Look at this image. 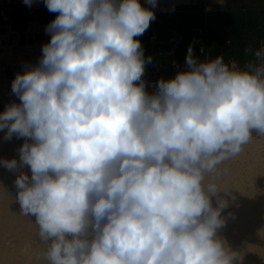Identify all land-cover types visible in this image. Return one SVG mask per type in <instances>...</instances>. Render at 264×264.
Segmentation results:
<instances>
[{
	"label": "clouds",
	"instance_id": "obj_1",
	"mask_svg": "<svg viewBox=\"0 0 264 264\" xmlns=\"http://www.w3.org/2000/svg\"><path fill=\"white\" fill-rule=\"evenodd\" d=\"M147 2L43 0L57 13L51 39L0 112L4 138L25 140L0 164L30 169L15 198L49 264H242L218 235L235 197L217 180L264 135V44L244 66L190 45L185 69L149 93L137 39L155 19Z\"/></svg>",
	"mask_w": 264,
	"mask_h": 264
},
{
	"label": "crops",
	"instance_id": "obj_2",
	"mask_svg": "<svg viewBox=\"0 0 264 264\" xmlns=\"http://www.w3.org/2000/svg\"><path fill=\"white\" fill-rule=\"evenodd\" d=\"M174 1V2H173ZM150 30L140 40L144 57L152 58L146 63V70L168 66L172 61L185 64L189 46H193L199 59L223 55L225 61L234 60L244 66L250 58L246 48L258 49L264 44V0H160ZM57 13L49 12L43 0H34L31 6L23 0H0V40H18L19 44L35 41L46 44L51 34L46 26ZM155 33L156 41L148 40V34ZM173 48V49H172ZM42 56V48L39 57ZM3 59V72L12 84L17 73H23L27 65L10 71ZM0 78V88L3 86ZM150 93V92H149ZM14 101L19 100L15 95Z\"/></svg>",
	"mask_w": 264,
	"mask_h": 264
},
{
	"label": "rangeland",
	"instance_id": "obj_3",
	"mask_svg": "<svg viewBox=\"0 0 264 264\" xmlns=\"http://www.w3.org/2000/svg\"><path fill=\"white\" fill-rule=\"evenodd\" d=\"M175 1H177V0H175ZM178 1H187V0H178ZM140 2L145 7H150V8L152 7L150 4H148L147 0H140ZM161 5H162V3L160 2V0H157L156 7L152 9L154 11V13L157 12L156 10H160ZM3 83H4L3 86L0 88V112H3L5 110V108L13 102L19 103V100L14 101V99H13L15 94H13L11 91L10 82L9 81L8 82L3 81ZM252 141L257 146L258 150H260V149L262 150L260 152V155H262V167H264V135H259V134L254 132ZM24 142H25L24 138H17L15 135H13L11 140H6L4 138V131H0V160H5V159L11 160L13 158L19 159L18 149ZM234 158L236 159L237 156ZM234 158H231V159L224 161L223 164L220 166L222 169H226V172L224 174H222L218 178L217 181H219V180L222 181L223 179L225 180L228 178L230 179L232 172L233 173L238 172L239 168L243 164H245L244 159L243 160L238 159V160L234 161ZM249 168H248V166L241 168L242 177H240V179L238 180L237 185H239L241 187L244 186L245 188H248V187H254L256 189L260 188L261 189L260 191L262 192V194H264V173H262L259 176V179H257L258 176H256V174L254 173V171H255L254 168H251V167H249ZM20 171L26 172L30 175V169L27 167L21 168L19 170V172ZM4 174L9 175V176H11V174H13V175L17 176L16 172L9 171L7 168L3 167L2 164H0V176H3ZM252 174H253V177H252ZM261 197H264V195H262ZM259 200L262 201V200H264V198H260ZM259 200H258V202H260ZM231 204H233V203H230V205ZM18 212H20V211H18ZM230 213H229L230 216H232L233 212L230 211ZM22 216L26 220H35L34 217H28V216H25L23 214H22ZM247 225H248V227L246 226V228L248 230L245 233L239 232V229L234 225L231 227L233 229V231L237 234L238 240L233 239V238L231 239L230 233L228 232L229 227L227 226V223L225 224V226L223 228L218 230V235L223 239V241L226 243V245L229 248L239 252L241 255L243 254L242 257H244V258H242V264H245L244 263L245 260L247 261L248 264H260V263L264 264V251H262V250H264V248H261V249L257 248L258 246L259 247L264 246V245H262V244H264V241H262L264 239H261V238H264V210L255 211V213L251 216L250 220L248 221ZM30 227L32 229H30ZM30 227L28 229H23V230L21 228L18 229V224H15L14 227H12V228H8V226L7 227L5 226L3 228L0 227V250L7 251L5 256L4 255L0 256L1 258L3 257L2 259H0V262L2 261L0 264H6L7 262H8L7 264H17V263L18 264H25V263L26 264H33V263L34 264H49V262L45 256V252H46L48 245H47V243L45 244V242L40 240L39 235H38V232H39L38 231L39 230L38 225L33 223L30 225ZM256 228H257V230H255ZM13 230H15V231H13ZM250 230H252L253 232H251ZM259 231H261V232H259ZM241 234H243V235L241 236ZM17 236H19V238ZM250 236H251V238H250ZM242 237H244V239H245V237L251 239L250 241L247 239H245V240L250 245H253V246L246 245V243L244 242ZM234 242H235V245H234ZM251 242H252V244H251ZM236 243H238V244H236ZM246 246H248V247H246ZM255 246H257V247H255ZM252 247H254V248H252ZM255 248L257 249V252H255L256 251ZM248 250H250V251H248ZM36 251H38V252L36 253ZM8 252H10V253L8 254ZM259 254H261V256ZM29 255H30V257H28V258H30V259H27V256H29ZM35 259H36V261H35ZM39 260H42V261H39Z\"/></svg>",
	"mask_w": 264,
	"mask_h": 264
},
{
	"label": "bare ground",
	"instance_id": "obj_4",
	"mask_svg": "<svg viewBox=\"0 0 264 264\" xmlns=\"http://www.w3.org/2000/svg\"><path fill=\"white\" fill-rule=\"evenodd\" d=\"M261 151H262L261 149L258 150L257 146L253 143V141H251L250 143L245 145L244 148H243V151L237 156L236 159L234 158V161H236L238 159H242V160L244 159V163L245 164H243L240 168L238 167L239 168V170H238L239 173L238 172H234V173L232 172V175L230 174L231 175L230 179L229 178L225 179V180L223 179L222 180L223 182L221 180L217 181L222 187H226V188L232 189L231 190L232 196L235 197L234 200H231V203H233V204H231L229 206V208L225 209L224 213H223V215L226 217V223H227V226L229 227L228 228V232L230 233L231 239L233 238V239H237L238 240L237 234L231 228L233 225L236 226L239 229V232L245 233L248 230L246 228V226L248 227V225H247L248 221L250 220L251 216L255 213V211L264 210V200H262V201L259 200L260 198H264V197H261L264 194H262V192L260 191L261 190L260 188H258V189L254 188V187L245 188L244 186L241 187V186L237 185L238 180L240 179V177H242V173H241V168L242 167L248 166V168L249 167L254 168V170H255L254 173L256 174V176H258L257 179H259V176L262 173H264V167H262V155H260ZM17 160H19V159H17ZM19 170L14 171V172L17 173L16 175H19ZM252 177H253V174H252ZM15 179H16V176L13 175V174H11V176L5 175V174L3 176H0V227L3 228L5 226L6 227L8 226V228H12V227H14L15 224H18V229H20V228L22 230L23 229H28L30 227V225L34 223V220H26L22 216V213L18 212V211H20V206H19L18 202H16V198H15V196H16V188H15V184H14ZM229 199H231V198H229ZM258 200L260 202H258ZM213 202L215 204V200ZM230 211L233 212L232 216H230V214H231ZM30 229H32V228L30 227ZM255 230H257V228ZM13 231H15V230H13ZM250 231L253 232L252 230H250ZM259 232H261V231H259ZM242 235L243 234H241V236ZM17 237L19 238V236H17ZM242 238H243L244 242L246 243V245L253 246V245H250L245 240V239H247V240L250 241L251 239L246 238V237H245V239H244V237H242ZM250 238H251V236H250ZM261 239H264V238H261ZM262 241H264V240H262ZM236 244H238V243H236ZM251 244H252V242H251ZM234 245H235V242H234ZM262 245H264V244H262ZM257 246H255V247H257ZM246 247H248V246H246ZM252 248H254V247H252ZM257 248L261 249V248H264V246H261V247L258 246ZM250 250H248V251H250ZM255 250H256L255 252H257L256 248H255ZM0 251H1L0 252V256H3V255L5 256V254L7 253V251H5V250H0ZM262 251H264V250H262ZM37 252L38 251H36V253ZM9 253L10 252H8V254ZM259 255L261 256V254H259ZM28 257H30V255L27 256V259H30ZM2 258L0 257V259H2ZM242 258H244V257H242ZM35 261H36V259H35ZM39 261H42V260H39ZM244 263L248 264L246 260L244 261Z\"/></svg>",
	"mask_w": 264,
	"mask_h": 264
},
{
	"label": "built area",
	"instance_id": "obj_5",
	"mask_svg": "<svg viewBox=\"0 0 264 264\" xmlns=\"http://www.w3.org/2000/svg\"><path fill=\"white\" fill-rule=\"evenodd\" d=\"M150 26L146 31L150 30ZM147 37L151 42L156 41V35L153 32H150ZM43 45V42L40 41H35L30 44H19L18 40H13L11 42L0 40V53L7 55V59H5V61L9 64L10 71H14L22 65H27L28 68L38 64L41 58L39 57V52ZM230 61L234 60H227L226 62ZM3 66V59L0 58V78H2L3 81L8 82L9 80L7 79V74L3 72ZM185 67V64L172 61L168 66L158 67L153 70L145 69L142 79L145 82L146 90L150 93L154 92V85L157 81L161 78L165 80L170 79L174 77L178 71L184 70Z\"/></svg>",
	"mask_w": 264,
	"mask_h": 264
}]
</instances>
